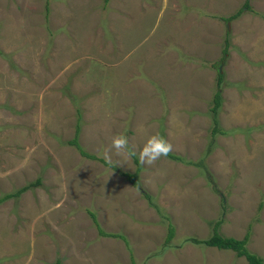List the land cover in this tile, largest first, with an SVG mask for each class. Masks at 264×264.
Listing matches in <instances>:
<instances>
[{"label": "rangeland", "instance_id": "rangeland-1", "mask_svg": "<svg viewBox=\"0 0 264 264\" xmlns=\"http://www.w3.org/2000/svg\"><path fill=\"white\" fill-rule=\"evenodd\" d=\"M152 136L184 161L141 162ZM39 178L0 203V264H248L192 240L217 221L264 258V0H0V197Z\"/></svg>", "mask_w": 264, "mask_h": 264}, {"label": "trees", "instance_id": "trees-1", "mask_svg": "<svg viewBox=\"0 0 264 264\" xmlns=\"http://www.w3.org/2000/svg\"><path fill=\"white\" fill-rule=\"evenodd\" d=\"M109 0H105V2H108ZM246 6L249 7V2L246 1L245 3ZM243 12V9H239L236 13L232 14L231 16L228 17V19H233L236 18L238 15H240ZM226 51V49H225ZM222 78H223V74L220 73L219 74V81H218V90H216L215 94H214V98H213V107L211 109L212 114H213V119H214V127H213V133L217 134H226L228 131L222 129L221 127H219V122L217 119V113L218 110L222 104V93H221V85H222ZM80 131V123H78L77 129H76V135L75 137L69 141L70 144L75 145L83 155H85L86 157H90V158H98L96 157L94 154H90L87 153L84 148L82 147V145L79 143L78 140V134ZM167 156L172 158V159H176V160H180V161H184V159L172 152H168ZM186 162H190L196 166H199L200 168L203 169L204 172H206L205 176L208 180V182L210 184H213L215 182V178L213 176V174L210 172V170L205 166L204 163L201 162H193V161H186ZM136 163L138 165V169H137V173L138 170H140L141 165L139 160H137L136 158ZM137 173L135 174H130L127 172H122V174L127 177L129 179V181H131L136 187L140 188V190L142 189L139 183V180L137 179L138 175ZM40 178L37 179L36 182L34 183H30L29 185H25L24 187L20 188L19 190H17L16 192L13 193H8L2 197H0V203L3 202L4 200L11 198V197H19L23 192H25L26 190H28L29 188L33 187L34 185L36 186L37 184L40 183ZM215 185V183L213 184ZM143 194L145 195L146 198H148L150 201H152V197L149 193H147L146 191H143ZM155 208L159 209V207L153 203L150 202ZM90 214L96 218V213L92 210H90ZM96 225L98 226L99 232L101 235H108L107 232H105V230L98 224L97 221ZM222 221H217L214 224V232L212 233V235L208 238V239H204V240H199V239H192L193 241L200 243V244H205L207 246H213V247H217V248H223V249H231L233 250L238 256H245L248 264H264V258L262 256H260L259 254L252 252L248 249L247 244L248 241L250 239L251 236V231L249 230L247 236L245 237L244 240H239V239H235L232 236H224L222 234H220L219 232V226L221 225ZM175 225L171 222H169L168 225V236H167V243L170 242V240L172 238H174L175 235ZM116 237H122L126 243L128 244V239L124 234H114Z\"/></svg>", "mask_w": 264, "mask_h": 264}, {"label": "clouds", "instance_id": "clouds-1", "mask_svg": "<svg viewBox=\"0 0 264 264\" xmlns=\"http://www.w3.org/2000/svg\"><path fill=\"white\" fill-rule=\"evenodd\" d=\"M127 139L123 135L115 137L112 141L113 147L117 150L123 149L127 146ZM171 150V145L160 136L150 137L139 153L141 162L151 164Z\"/></svg>", "mask_w": 264, "mask_h": 264}, {"label": "crops", "instance_id": "crops-1", "mask_svg": "<svg viewBox=\"0 0 264 264\" xmlns=\"http://www.w3.org/2000/svg\"><path fill=\"white\" fill-rule=\"evenodd\" d=\"M106 232V231H105ZM237 255V254H236ZM238 256V255H237Z\"/></svg>", "mask_w": 264, "mask_h": 264}]
</instances>
